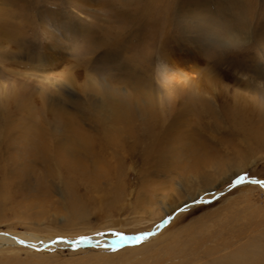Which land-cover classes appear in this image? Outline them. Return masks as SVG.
<instances>
[{"label":"rangeland","instance_id":"rangeland-1","mask_svg":"<svg viewBox=\"0 0 264 264\" xmlns=\"http://www.w3.org/2000/svg\"><path fill=\"white\" fill-rule=\"evenodd\" d=\"M248 124L264 133V0H0V234L117 242L0 264H264ZM194 150L214 160L195 171Z\"/></svg>","mask_w":264,"mask_h":264},{"label":"bare ground","instance_id":"bare-ground-1","mask_svg":"<svg viewBox=\"0 0 264 264\" xmlns=\"http://www.w3.org/2000/svg\"><path fill=\"white\" fill-rule=\"evenodd\" d=\"M163 69H164V72L165 73L178 74V75H180L181 78H184V79L186 78V76L184 75V73H182L179 70H176L174 68L163 67ZM248 125H251V124H248ZM247 129H249V131H248V133H249L248 137L250 138V140H252V144L253 145H256L257 148H261V149L264 150V138H263L264 133L262 131L255 130V128L252 125H251L250 128L247 127ZM173 135H174V137L170 140V142L172 143V145H174V144L182 141V133L179 132L178 129L173 133ZM156 150L158 151L159 149H156ZM192 153L195 154L194 155V160H193L194 163L192 164V169L193 170L195 169V171L199 170L204 165L203 163H205L208 159L210 161H213L214 160V158L212 156H209L206 153H203L202 155L196 154L195 150ZM116 201L114 202V204H116ZM191 201L192 200L186 202V204L189 203V202H191ZM191 208H192V206H191ZM160 227H161V225H160ZM156 230H158V229L156 228ZM93 237H97V236H93ZM40 238L41 237H39L38 235H36L34 233L29 234V235H22V234H15V235L0 234V247L19 246V245L21 246L22 245V246H26L28 249L33 250V249L45 248L46 246H49L50 245L49 247H51V248L49 250L52 251V250L58 249V248H63V247H68V246H72V245H77L78 244L77 242L78 241H82V240L84 241L82 243H84L85 245L86 244H91V245H100V246H110V245L113 246L115 243H117L116 240H114V239H107V238H101V237H97V238H86V239H81V240L80 239L79 240H74V239H55V240H51V242H48V243L45 242L46 239H43V238L40 239ZM148 238L149 237H146L145 239H148ZM21 241H23V243H21ZM133 241L134 242L135 241L138 242L136 239H134ZM45 243H47V244H45Z\"/></svg>","mask_w":264,"mask_h":264},{"label":"snow or ice","instance_id":"snow-or-ice-1","mask_svg":"<svg viewBox=\"0 0 264 264\" xmlns=\"http://www.w3.org/2000/svg\"><path fill=\"white\" fill-rule=\"evenodd\" d=\"M245 182V177L243 176H237L236 179L234 181H230V184L231 186H236V185H239V184H242ZM251 183L253 184H258L260 185L261 187H264V181H260V180H252ZM153 233H145L141 236H138L136 237L135 239L138 241V242H143V240L146 238V237H150L152 236ZM84 242L83 240L82 241H79L77 243H82ZM21 243H23V241H21Z\"/></svg>","mask_w":264,"mask_h":264}]
</instances>
